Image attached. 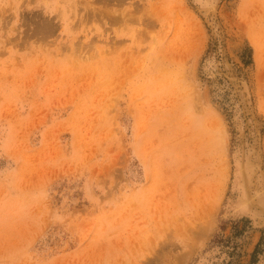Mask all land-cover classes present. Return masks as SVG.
<instances>
[{"label":"rangeland","instance_id":"rangeland-1","mask_svg":"<svg viewBox=\"0 0 264 264\" xmlns=\"http://www.w3.org/2000/svg\"><path fill=\"white\" fill-rule=\"evenodd\" d=\"M264 264V0H0V264Z\"/></svg>","mask_w":264,"mask_h":264},{"label":"trees","instance_id":"trees-1","mask_svg":"<svg viewBox=\"0 0 264 264\" xmlns=\"http://www.w3.org/2000/svg\"><path fill=\"white\" fill-rule=\"evenodd\" d=\"M256 253H257V247H256V250H254V252H253V254H252V263L254 264L255 263V255H256Z\"/></svg>","mask_w":264,"mask_h":264}]
</instances>
